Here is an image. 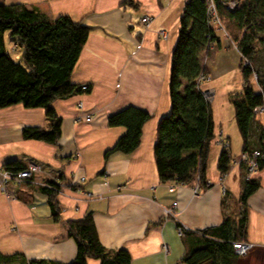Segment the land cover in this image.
<instances>
[{
  "label": "crops",
  "instance_id": "1",
  "mask_svg": "<svg viewBox=\"0 0 264 264\" xmlns=\"http://www.w3.org/2000/svg\"><path fill=\"white\" fill-rule=\"evenodd\" d=\"M2 1L35 7L50 19L66 15L91 30L70 77L73 83L88 84L89 91L53 103L62 121L58 144L22 137L24 126H47L43 108L19 103L0 108V170L13 159L41 168L31 176L35 183L17 187V196L0 190V254L70 262L76 246L67 236L65 221L90 212L99 243L125 251L130 264H184L185 245L176 232L178 223L191 230L202 229L220 223L224 212L241 208L242 140L230 102L244 82L236 45L223 29L214 26V47L200 53L209 75L201 88L212 91L208 101L214 136L206 161L208 186L194 192L193 185L198 186L194 181L169 191L174 183L159 180L153 146L158 121L170 109L171 54L187 0ZM144 15L151 17L147 25L140 21ZM7 48L13 51V45ZM251 82L259 91L257 83ZM78 102L82 109L77 108ZM129 105L150 114L142 126L140 143L129 154L112 153L105 159V151L124 131L109 126L108 116ZM85 115L91 119H82ZM254 119L258 124L264 122L261 115ZM225 143L231 164L221 174L217 163ZM73 176L84 181L74 187L69 184ZM252 176L259 180L246 206L245 241L252 247L237 264H264V167ZM49 180L57 181L58 221L46 197L37 191L38 185ZM175 200L177 206L172 208ZM170 209L172 215H167ZM87 264L100 262L88 258Z\"/></svg>",
  "mask_w": 264,
  "mask_h": 264
},
{
  "label": "trees",
  "instance_id": "2",
  "mask_svg": "<svg viewBox=\"0 0 264 264\" xmlns=\"http://www.w3.org/2000/svg\"><path fill=\"white\" fill-rule=\"evenodd\" d=\"M213 1L221 29L241 54L239 66L244 82L242 90L230 96V102L242 140V153L261 152L256 157L258 171L264 167V122H255L253 108L264 104V72H259L253 62L258 46L264 51V0H238L234 9L223 4L227 0ZM126 2L131 3V0ZM90 30V26L69 16L50 19L35 7L28 8L22 3L6 4L0 0V108L18 103L26 108L41 107L47 120L46 127L24 126L21 130L24 139L58 144L62 121L54 109V101L86 93L90 89L88 85L82 90V84L73 83L70 79ZM216 39L206 2L187 0L171 54L170 109L158 121L153 146L161 182L189 185L195 181L199 188L208 186L206 161L214 136L213 119L210 102L198 77L207 75L200 62V53ZM8 44L13 45V51L7 48ZM244 61L247 64H243ZM252 75L256 77L259 91L253 88ZM149 118L146 110L133 105L110 114L108 125L123 127L124 131L105 151V159L112 153L129 154L135 150L140 143L142 126ZM230 158L228 145L223 146L217 163L221 174L228 171ZM26 166L24 162L13 159L6 161L2 169L15 174ZM241 166L244 172L239 198L241 208L224 212L218 224L185 231L180 237L185 245L181 259L184 264L238 263L240 256L233 243L246 240L247 199L259 187L257 178L250 176L245 179L246 168L243 163ZM58 177L62 178L61 173ZM22 183L35 182L30 177ZM37 191L46 197L51 215L58 221L57 181L49 180L38 185ZM65 224L67 236L74 240L76 246L72 261L26 259L24 254L15 253L0 254V264H87L88 258L98 259L100 264H130L125 251L110 250L99 243L90 212L80 218L68 219Z\"/></svg>",
  "mask_w": 264,
  "mask_h": 264
},
{
  "label": "built area",
  "instance_id": "3",
  "mask_svg": "<svg viewBox=\"0 0 264 264\" xmlns=\"http://www.w3.org/2000/svg\"><path fill=\"white\" fill-rule=\"evenodd\" d=\"M206 2L207 5V14L208 17L210 19V24L212 26H217L220 27V22L218 20L217 14H216V10H215V4L213 0H204ZM239 1L238 0H227L224 1L223 4L230 9H234L237 5H238ZM151 20V17L149 15H144L141 17L140 21L141 23L147 25ZM162 34L163 37H165L164 32H160ZM214 43H210L208 45L211 46ZM244 64H247L246 61H244ZM209 79V77L207 75H201L198 77V82L199 83H203L205 81H207ZM88 88V84H82L81 85V89L85 90ZM210 93L209 89L204 90V95L206 96L207 99H209L208 94ZM82 102H78L77 103V108L78 109H82ZM253 114L254 116L257 115H261L263 116L264 119V104L262 105H258L256 107L253 108ZM82 119H84L85 121H89L91 119L90 116L85 115ZM264 143V142H263ZM228 144L225 143L224 146H227ZM261 154V152L259 150H255L253 152L250 153H241L240 155V162L243 163L245 165L246 168V175H245V179H248L250 176H252L256 171H257V161H256V157L259 156ZM230 162L228 164V166H230ZM40 166L37 163H29L25 169L16 172L15 174L1 169L0 170V190L2 192H5L6 194L10 195V196H14L15 195V191L18 187V185H20V183L27 179L30 178L32 176V174L34 172H38L40 171ZM84 178L83 177H79L76 178L75 176H73L71 178V180L69 181L70 185H74V184H79L80 182H83ZM176 184H172L169 186V191H174L176 188ZM198 186L194 185L193 186V191L197 192L198 191ZM177 206V200L173 201L172 203V208H175ZM171 208V209H172ZM166 210V214L167 215H172V210ZM190 230L185 224L182 223H178L176 225V232L177 235L179 237L183 236L184 232ZM165 247V245H164ZM233 247L235 249V252L239 255V256H245L249 250L252 247V244L247 242V241H240V242H235L233 243ZM166 248V247H165Z\"/></svg>",
  "mask_w": 264,
  "mask_h": 264
},
{
  "label": "rangeland",
  "instance_id": "4",
  "mask_svg": "<svg viewBox=\"0 0 264 264\" xmlns=\"http://www.w3.org/2000/svg\"><path fill=\"white\" fill-rule=\"evenodd\" d=\"M215 27H217L216 25H215ZM218 28H221V26L220 27H218ZM214 47V44L213 45H211V46H209L207 49H211V48H213ZM259 47V50H258V52H257V55H256V59H255V61L253 62V65H254V67H256L257 69H258V71L260 72H264V51L262 50V48L260 47V46H258ZM243 64H244V62H243ZM207 76L209 77V75H208V73H207ZM255 75H252L251 76V80L253 81V83L254 84H256V77H254ZM210 90V93L208 94V97L210 98L211 97V93H212V91H211V89H209ZM263 117V116H262ZM257 172V171H256ZM255 172V173H256ZM254 173V174H255ZM23 183L21 182L20 183V185H22ZM20 185H18V186H20ZM194 186V185H193Z\"/></svg>",
  "mask_w": 264,
  "mask_h": 264
}]
</instances>
